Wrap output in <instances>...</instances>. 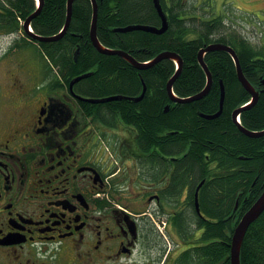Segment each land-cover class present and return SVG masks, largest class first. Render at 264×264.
Here are the masks:
<instances>
[{"label":"flooded vegetation","instance_id":"flooded-vegetation-1","mask_svg":"<svg viewBox=\"0 0 264 264\" xmlns=\"http://www.w3.org/2000/svg\"><path fill=\"white\" fill-rule=\"evenodd\" d=\"M180 1L184 5L180 19L210 25L219 20L227 27L226 35L237 32L241 38L242 23L233 17L237 10L245 11L255 20L252 33L264 51V0ZM239 2L255 5L242 9ZM163 3L170 8L178 1ZM0 37L9 40L0 44V264H178L184 260L180 256L186 242L180 231L189 224L188 230L197 232L195 220L206 215L204 188L220 178L222 170L233 173L242 166L231 168L218 154L206 153L211 161L205 163V177L175 185L186 150L168 155L153 146L143 148L140 133L121 111L106 117L102 104L110 101L102 100L112 97L84 96L78 90L82 80L71 86L76 77L67 82L59 67L44 71L37 67L41 48L22 33L2 31ZM31 49L37 58L32 65L22 56ZM22 65L35 70L25 75ZM140 97L122 100L136 103ZM249 198L239 196L235 210ZM161 220L167 239L158 229Z\"/></svg>","mask_w":264,"mask_h":264},{"label":"trees","instance_id":"trees-1","mask_svg":"<svg viewBox=\"0 0 264 264\" xmlns=\"http://www.w3.org/2000/svg\"><path fill=\"white\" fill-rule=\"evenodd\" d=\"M163 1L169 28L157 35L141 30L117 32L134 25L161 27L153 0H97V33L102 46L122 51L144 64L161 53H176L183 60V70L173 91L178 98L185 99L201 93L207 85L206 73L198 61L199 52L210 44H228L236 51L248 81L259 91L263 88L264 51L243 34L242 38L237 32L226 35L227 27L219 20L212 25L200 24L195 19L182 20L181 1L177 0L178 4L170 8ZM67 3L68 0H43L41 12L32 22L34 32L44 37L58 35L67 21ZM37 10L36 0H0V32L17 33L22 28L21 22ZM92 17L91 0H76L66 35L57 42L36 44L48 62L47 67H59L67 82L92 72L80 82L78 90L95 99L137 98L145 84L147 92L142 100L136 103L113 100L102 104V108L107 118L121 111L124 120L140 133L143 148L153 146L168 155L186 150L187 156L177 166L179 179L175 185L183 180L196 183L205 177V163L211 161V158L207 161L206 153L218 154L231 168L242 166L238 172L222 170L220 178L204 188L202 209L206 215L194 219L197 232L188 230L189 224L185 231H180L186 243L198 234L200 237L193 248L181 254L184 260L178 264H231L235 228L264 190V137L246 136L233 121L234 111L248 103L251 95L239 82L232 56L225 51L207 53L205 62L213 77L210 92L185 105H169L167 84L177 72L175 61L163 60L139 70L118 55L99 52L90 39ZM221 83L226 89L223 111L219 117L207 119L220 111ZM168 106L171 107L167 111ZM241 122L250 131H264V94L254 107L242 113ZM252 185L255 186L251 191ZM249 195L240 211L235 210L236 199L240 196L244 200ZM241 264H264V213L246 234Z\"/></svg>","mask_w":264,"mask_h":264},{"label":"water","instance_id":"water-1","mask_svg":"<svg viewBox=\"0 0 264 264\" xmlns=\"http://www.w3.org/2000/svg\"><path fill=\"white\" fill-rule=\"evenodd\" d=\"M75 1L76 0H68V3H67V21L65 23V26H64L62 32L59 33L58 35H55L52 37H44V36H40V35L36 34L32 29V26H31L32 22L38 16V14L41 12V9L43 7V0H39V9L35 13H33L25 21L24 31L26 32V34L31 39H33L34 41L40 42V43H51V42H57V41L61 40L66 35V33L68 32V30L70 28L71 21H72V15H73V5H74ZM91 2L93 5V17H92V25H91V30H90V39L92 41L93 46L99 52L104 53V54H108V55H118V56L124 58L126 61H128L130 64H132L135 68H137L139 70H146V69L158 64L159 62H161L163 60H173L176 62L177 72L167 84V92H168V95H169L171 101H173V102H176L179 104H188V103H191L195 100H199V99L204 98L210 92V89H211L212 83H213L212 74L208 68V65L205 62L206 54L209 52H213V51H226V52H228L233 57L234 63L236 65L237 76H238L239 82L244 87V89L252 96L251 104L244 106L242 108H239V109L234 111L233 121L238 125L239 130L243 134H245L246 136H248L250 138L264 137V131H257V132L250 131L238 122V117L241 115V113L251 109L252 107H254L258 103L259 92L246 78V76L242 70L240 59H239L236 51L232 47L224 45V44H220V43H214V44L208 45L207 47H204L199 52L198 61H199L200 66L203 68V70L205 71L206 76H207L206 88L201 93H199L197 95H194V96L189 97V98L181 99V98H178L174 94V91H173L174 83L183 70V60L181 59V57L179 55H177L176 53H173V52H164V53H161L160 55H158L150 63L144 64V63H139L134 58H132L131 56H129L128 54H126L122 51L110 50V49L105 48L100 43V41L98 39V33H97L98 10H99L98 9V3H97V0H91ZM153 2L155 5V8H156V10H157V12L161 18V21H162L161 27L158 28V27H153V26L134 25V26H128L126 28L117 29V32H129V31H134V30H141V31L150 32L153 34H159V35L165 33L169 28L168 18H167L166 14L163 10V7L160 3V0H153ZM85 78H87L86 74L82 75L80 77H77L71 83V86H73L74 84H76L77 82H79ZM262 82L264 84V78L262 79ZM146 90H147L146 85L144 84L143 95L139 99H137V101H140L143 99V97L145 96ZM225 98H226V89H225L224 84L221 83L220 111L215 116L206 117L207 119H213V118H217L220 116V114L222 113L223 108H224ZM122 99H126V98L125 97H112L109 99H104L102 101H113V100H122ZM83 100H86V99H83ZM196 205H197L198 213L200 214L199 203H198V193H197V197H196ZM263 213H264V191L262 192V194L258 198V200L252 205V207L243 215V217L239 221L237 227L235 228V231H234V234L232 237V245H231V264H241V248H242L244 239L246 237V234H247L249 228L251 227V225L254 224L255 222H257Z\"/></svg>","mask_w":264,"mask_h":264},{"label":"rangeland","instance_id":"rangeland-1","mask_svg":"<svg viewBox=\"0 0 264 264\" xmlns=\"http://www.w3.org/2000/svg\"><path fill=\"white\" fill-rule=\"evenodd\" d=\"M229 1V0H228ZM235 1V0H234ZM242 9H252L254 8V5L255 3H251V4H248V3H244V2H239L237 3ZM236 15V16H235ZM233 19L235 22H238V23H242V34L244 36H246V34H244V31H248V37L253 41V43L255 45L256 44V39H254V36H253V33L252 31H254V27L255 25L253 24V22H255V20H253L254 18L251 16V15H247L245 11H238L237 10V14H235ZM250 22H251V25H250ZM246 33V32H245ZM9 42V40L7 38H4V37H0V44L1 45H7ZM260 48V47H259ZM42 53L39 51V55H41ZM36 50L34 49H31V50H27L25 53L22 54V56H27L28 58H30V63L32 65L33 61L37 58H36ZM47 65H48V62L47 60L42 57V58H38L37 60V67H40L43 71L47 68ZM23 68L21 69L25 75H28L29 76V72H32L30 69L32 67H28V66H25V65H22ZM33 69V68H32ZM35 70V69H33ZM42 70L40 71L42 73ZM40 74V73H39ZM22 79H25V76L22 78ZM33 80V79H32ZM42 81V79L39 80V82ZM46 90L45 89H42V92H45ZM158 225L160 226L161 223L160 221H158ZM200 237V234L197 235V237H194L190 240V243H186L183 247V249L187 250L189 248H193L194 247V244H195V240L198 239ZM179 240V239H178ZM179 242H181V240H179ZM198 242H196V245L195 246H198ZM172 247H174V245H172ZM183 250V251H185Z\"/></svg>","mask_w":264,"mask_h":264},{"label":"bare ground","instance_id":"bare-ground-1","mask_svg":"<svg viewBox=\"0 0 264 264\" xmlns=\"http://www.w3.org/2000/svg\"><path fill=\"white\" fill-rule=\"evenodd\" d=\"M158 35V34H157Z\"/></svg>","mask_w":264,"mask_h":264}]
</instances>
